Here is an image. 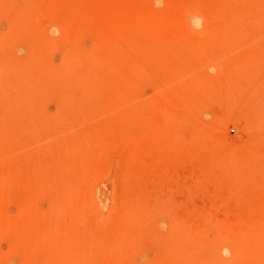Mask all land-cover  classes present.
Returning a JSON list of instances; mask_svg holds the SVG:
<instances>
[{
	"label": "rangeland",
	"instance_id": "rangeland-1",
	"mask_svg": "<svg viewBox=\"0 0 264 264\" xmlns=\"http://www.w3.org/2000/svg\"><path fill=\"white\" fill-rule=\"evenodd\" d=\"M0 264H264V0H0Z\"/></svg>",
	"mask_w": 264,
	"mask_h": 264
},
{
	"label": "clouds",
	"instance_id": "clouds-1",
	"mask_svg": "<svg viewBox=\"0 0 264 264\" xmlns=\"http://www.w3.org/2000/svg\"><path fill=\"white\" fill-rule=\"evenodd\" d=\"M222 254L225 255V256L229 255L228 250L227 249L223 250Z\"/></svg>",
	"mask_w": 264,
	"mask_h": 264
}]
</instances>
